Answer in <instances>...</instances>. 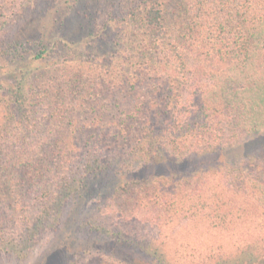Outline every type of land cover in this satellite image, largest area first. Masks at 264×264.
I'll use <instances>...</instances> for the list:
<instances>
[{"label":"trees","instance_id":"16d2710c","mask_svg":"<svg viewBox=\"0 0 264 264\" xmlns=\"http://www.w3.org/2000/svg\"><path fill=\"white\" fill-rule=\"evenodd\" d=\"M59 1L103 11L90 50L8 39L26 5L0 0V62L26 68L0 84V252L70 204L86 238L60 235L54 264H264V149L227 158L264 135V0Z\"/></svg>","mask_w":264,"mask_h":264},{"label":"rangeland","instance_id":"374dc122","mask_svg":"<svg viewBox=\"0 0 264 264\" xmlns=\"http://www.w3.org/2000/svg\"><path fill=\"white\" fill-rule=\"evenodd\" d=\"M25 1L24 5L25 12H20L16 8L13 9V12L9 13L12 14L14 19L19 20L17 24H13L12 26L9 25V27H12L8 34L9 38H14L19 34H25L27 35V38H29L30 42L37 41L39 38V34L42 32H46L48 37L51 39H62L67 42H71V45L73 44L74 48L78 52H83L88 50L89 48L86 45V36L89 33L90 26L87 25V19H86V12L90 15H101L103 16V11H96L92 12L88 11V8H84L82 6L76 8V9H69L64 3L61 6H57L60 1L59 0H48L49 5H45L46 1H43L44 4H40L39 7L31 5V3H27L29 0H23ZM17 1L16 3H18ZM21 4V3H20ZM45 6V7H44ZM104 7V6H103ZM56 8V9H55ZM11 10V8H10ZM55 10V11H54ZM57 11V12H56ZM20 12V13H19ZM54 12V14H53ZM19 13V14H18ZM54 18L56 22L52 23L51 26H45L46 28L41 29L40 27L43 24L47 25V22L49 19ZM31 49V47H29ZM90 50V49H89ZM106 48H101V51H105ZM31 54V53H30ZM30 56V55H29ZM37 66V62H32L29 66V68L33 69ZM24 66L20 63L18 64H11V65H5L4 63L0 62V84L4 86L10 85L14 80H16L20 72L24 70ZM182 94H185L184 92ZM238 142L237 145H235L233 148H230L227 153V158L229 161L235 160L234 153L239 154L240 150L242 151V155H246L248 153H254L256 155H259L262 150L264 149V135L261 136H253V135H246L241 136L239 140L235 141ZM72 207L70 204H68L63 209V224L60 225V228L57 232L49 233L50 231H41L38 235V240L34 243L33 247L31 248L30 253H27L26 255L23 254H16L14 252H0V264H54L52 263V260L54 257H58L59 254L53 255L52 257H48V253L46 251L51 246L53 242H56L60 235H64L68 232H74V235L79 239L82 237L86 238L85 232L81 230V232L78 231L76 224L77 221H74L73 223H70L67 219V214L70 213V209ZM67 223V224H66ZM76 223V224H75ZM66 224V226H65ZM191 224L190 222L187 223ZM72 228H75V230H71ZM80 233L82 235L80 236ZM187 234L185 232H181L178 234V237H187ZM61 236V237H62ZM209 238L208 235L203 234L202 238L200 237L199 240L201 242H206L204 238ZM197 235H192L189 237L190 240L198 241L196 239ZM181 239V238H179ZM219 243V242H218ZM223 243L227 247H231V241L228 242V239H223ZM205 244V243H204ZM204 246V245H203ZM44 254H47V257H44Z\"/></svg>","mask_w":264,"mask_h":264}]
</instances>
